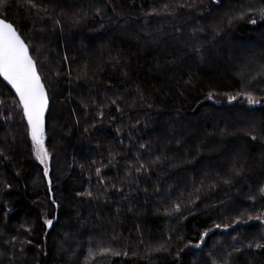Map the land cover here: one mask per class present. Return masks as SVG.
Instances as JSON below:
<instances>
[{"label":"trees","instance_id":"16d2710c","mask_svg":"<svg viewBox=\"0 0 264 264\" xmlns=\"http://www.w3.org/2000/svg\"><path fill=\"white\" fill-rule=\"evenodd\" d=\"M35 2L37 8L30 10L26 4L19 6L23 0H10L7 11L0 8V15L7 16L26 42L39 49L31 54L44 64L45 74L63 73L52 89L54 100L47 114L45 146L51 154L52 191L32 153L22 111L11 109L15 95L0 77V101H4L0 112H13L12 120H0V148L9 157L0 158V264H205L209 252L222 261L233 247L249 241L264 243L259 239L264 235L261 221L226 230L214 227L237 217L246 221L248 216L260 215L264 221V198L258 195L264 185V139L253 142L243 132L229 134L253 123L264 127V79L248 88L262 103L249 105L243 97L232 103L227 99L241 91V71L255 75L264 65V19L248 13L250 6L264 7V0H222L219 6L212 0H198L200 6L194 10L147 17L144 14L152 9L177 0ZM241 11L245 18L229 25V17ZM78 16L84 18L74 24ZM56 19L62 23L53 27ZM252 19L257 23H249ZM201 26L204 31L193 36L192 30ZM177 27L182 42L205 46L203 62L193 55L183 63H168L183 55V43L176 50ZM190 77L192 83L185 86ZM209 92L216 93L212 100L205 99ZM121 94L122 114L109 105L102 120L97 106L86 109L81 104L82 99L107 103ZM93 124L85 133L84 128ZM140 144L146 148L140 149ZM110 153L115 159L104 168L112 159ZM137 156L148 170L126 175L127 164L135 163ZM157 156L161 162L150 165ZM98 167L105 185L98 183ZM233 169H240L241 175L234 176ZM113 184L122 192L115 191ZM157 184L160 195L153 193ZM86 191L93 197L77 195ZM251 195L257 197L254 203L248 199ZM192 200L196 203L188 204ZM181 201L182 215H167L166 210ZM53 217V226L47 228L43 221ZM22 225L32 231L24 232ZM207 229L212 231L196 248L200 233ZM27 240L32 244H24L21 252L20 241ZM101 241L104 247L128 255L86 261L88 249ZM162 244L166 251H150ZM233 261L264 264V249L233 253L230 264Z\"/></svg>","mask_w":264,"mask_h":264},{"label":"snow or ice","instance_id":"6c2138e0","mask_svg":"<svg viewBox=\"0 0 264 264\" xmlns=\"http://www.w3.org/2000/svg\"><path fill=\"white\" fill-rule=\"evenodd\" d=\"M202 3V0H201ZM212 3L219 6L222 3V0H212ZM30 6L31 9L37 8V3L35 0H23V3H21L19 6L23 7L24 5ZM10 6V0H0V8H3L5 11H7V8ZM197 6H200L198 4V0H188V2L180 3L179 0L175 4H165L162 9H152L150 13H145L144 15L147 16H160L162 14H168V15H176L177 10L179 9H195ZM112 12L119 17L120 13L117 12L115 7L111 8ZM43 11H47L44 9ZM248 13H251L252 15L259 14L261 19H264V7H260L258 9L253 10L251 6L248 8ZM38 14V13H37ZM97 15H101V10L97 9L96 11ZM245 12L241 11L239 15H231L228 19L229 25L233 24L234 22L238 20H243L245 18ZM84 17H77L73 20L74 24H80L82 22V19ZM41 19H44V17H41ZM47 19H52V17H47ZM61 20L56 19L54 20L53 27L61 25ZM115 23V21H113ZM249 23L256 24L257 21L255 19H252L249 21ZM104 25H101V29H103ZM99 31V29H97ZM204 31V28L198 27L194 28L192 30V35L195 36L197 32ZM175 33L178 34V38L176 39V50L180 51L181 48L179 47L181 43H183V55L179 56L177 59H174L172 61H168L170 64H177L183 63L186 59L190 60L193 58V55H195L201 62L205 60V46L203 44L195 45L191 43L182 42V36L183 33L179 27L175 29ZM220 33L217 32L216 35H219ZM152 35V34H145ZM155 42V41H153ZM39 51V49H34L32 44L30 42H26V39L22 36L21 31L18 26H16L13 22H10L7 16L0 15V77L3 78L4 81L7 82L8 85L11 86V89L14 90L15 98L12 100L11 103V109L15 111H22V119L26 121V137L30 139L31 141V149L32 153L35 156V158L40 162V164L44 165V177L49 178V160H50V153L48 149L45 146V140L48 136V129H47V114L51 111V105L54 100V96L51 94L53 87L59 83V80L63 73L59 70H54L52 75L45 74L43 71L44 64L38 59V57H34L31 52ZM64 62H67L69 60V57L67 55L63 58ZM69 76H71V73H68ZM87 75V74H85ZM241 76V91H238L235 95L229 94L227 99L229 103H232L233 101H236L239 97H243L247 100L249 105H255L262 103L261 100L257 99L250 91H248V88L252 85L253 82L258 81L260 79H264V65L260 66V70L256 72L255 75H247L243 71L239 74ZM53 76L55 78V81L53 80ZM81 77H77V79H80ZM192 83L191 77L184 81V85L187 86ZM136 93L141 101L144 100V96L141 93V90L139 88L136 89ZM71 95V93H69ZM214 95L216 93L209 92L208 95L205 97L207 100H212ZM124 100L123 94L116 95L114 99L109 98L107 103L101 102L100 104H97L96 100H91L89 102L88 99H82L81 104L84 108H89L91 106H97V116L103 119L105 115L104 109L108 108L109 105L115 106V111L117 113L123 112V109L120 107V103H122ZM4 101H0V104H3ZM130 107L134 106V103L129 105ZM153 105L149 104L148 107L151 108ZM72 114H76V110H72ZM13 118V112L9 111V113L5 114L3 112H0V120H3L4 122H8L12 120ZM115 117H113V120ZM139 123V121H138ZM80 124V120H76V125L78 126ZM96 125H89V127L84 128V132L87 133L90 128H94ZM121 129H117V133H119ZM240 132H243L244 136L250 139L253 142L260 141L264 139V127H257L254 123L249 125L245 129H237L236 133H229V134H238ZM12 139L14 140L15 137L13 136ZM7 142V141H6ZM180 143L179 141L177 142ZM140 149H145V144L139 145ZM110 156L112 159L109 160V164L102 165V167L106 168L109 165H112V160L115 159V157L110 153ZM0 158L7 160L9 157L5 154L4 149L0 148ZM161 162V157L157 156L155 159L151 160L149 162L150 165H156ZM96 161H92V164H95ZM81 168L83 169V165H81ZM128 172L126 175H130L131 172L134 170L136 173H143L148 170V165H146L143 162H140V157H136V162H129L127 164ZM102 168L98 167L96 168V176L99 178L98 183L100 185H105L106 181L101 176ZM233 175L239 176L241 175L240 169H233ZM17 176H19V173H17ZM90 179V178H89ZM223 183L230 184L231 180H224ZM48 185H49V192L52 191V181L49 178L48 179ZM6 188H10V184H5ZM113 189L117 192H122V188H116V185L113 184ZM138 190V189H137ZM105 194L107 193V189L103 190ZM147 188L144 189V192L147 193ZM162 189L157 184L153 188V193L156 195H160ZM197 192L200 191V189L196 190ZM79 196H88L93 197V193L91 191H86L84 193H77ZM131 194L129 193V196ZM258 195L261 198H264V185L260 186ZM128 198V197H125ZM256 195H251L248 197L249 200L253 201V203L256 200ZM197 199H199V196H197ZM184 202L181 201L180 203H175L174 206H172L170 209L166 210L167 215L171 216L173 214H181L182 215V204ZM196 201H188V204H195ZM52 204L56 205L57 208L60 206L56 203L55 199H52ZM187 206V205H184ZM129 211H132V208L128 209ZM119 211V209H117ZM243 215V213H241ZM186 219V217H184ZM56 219V217H53V219H45L43 221L44 225L47 226V228H51L53 226V220ZM256 220V221H262V218L260 215L258 216H248V219L241 220L239 217L232 220L231 223H225L223 225L216 224L214 225L215 228H221L223 227L225 230L228 228L233 227L234 225L239 224H247L249 221ZM24 232L30 233L32 229L30 227H24ZM212 231V229H207L204 232L200 233V239L199 242L195 244L196 248H201V246L205 243V238L207 237L208 233ZM45 235H47V232H45ZM115 239V238H113ZM260 240L264 241V235H261ZM233 241H239V237L233 236ZM16 241V237H12V242ZM6 243H9L6 241ZM22 247L20 249L21 252L24 251L23 245L24 244H32L31 240L27 241H20ZM189 247V245H185V248ZM215 247V245L213 246ZM255 247L256 249H264V243L255 242V241H249L246 245H243L242 247H233L231 252H228L227 255L222 259V261H218L212 257V253L209 252L206 257L205 264H230V259L233 256V253H241L245 249H251ZM167 247L165 245H160L155 248H151V252H161L166 251ZM181 252L183 249L180 250ZM15 253L13 254V258L15 259ZM127 256V251H118L114 250L110 247H104L103 241L99 242L97 244L96 248L90 247L88 249V255L85 258L86 261H93L98 256L104 257V256ZM180 253H177L176 259H179ZM234 264V261L232 262Z\"/></svg>","mask_w":264,"mask_h":264},{"label":"water","instance_id":"95a60500","mask_svg":"<svg viewBox=\"0 0 264 264\" xmlns=\"http://www.w3.org/2000/svg\"><path fill=\"white\" fill-rule=\"evenodd\" d=\"M1 78H2V77H1ZM2 80H3V78H2ZM3 82H4V83H5V84L11 89V86L8 85L6 81L3 80ZM11 90H12V92L14 93V90H13V89H11ZM14 95H15V94H14Z\"/></svg>","mask_w":264,"mask_h":264},{"label":"rangeland","instance_id":"374dc122","mask_svg":"<svg viewBox=\"0 0 264 264\" xmlns=\"http://www.w3.org/2000/svg\"><path fill=\"white\" fill-rule=\"evenodd\" d=\"M37 160V159H36ZM38 161V160H37ZM39 162V161H38ZM40 163V162H39ZM42 165V164H41ZM43 166V168H44V165H42Z\"/></svg>","mask_w":264,"mask_h":264}]
</instances>
